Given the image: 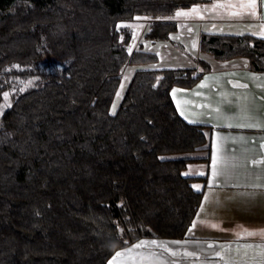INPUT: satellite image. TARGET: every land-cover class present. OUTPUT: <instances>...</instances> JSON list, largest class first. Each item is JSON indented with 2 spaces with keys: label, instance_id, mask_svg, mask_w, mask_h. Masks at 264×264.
<instances>
[{
  "label": "trees",
  "instance_id": "trees-1",
  "mask_svg": "<svg viewBox=\"0 0 264 264\" xmlns=\"http://www.w3.org/2000/svg\"><path fill=\"white\" fill-rule=\"evenodd\" d=\"M209 1L0 0V264H109L138 240L186 236L204 176L185 175L182 154L205 146L208 124L171 88L210 63L136 69L109 106L125 65L156 59L129 49L123 22L148 16L144 37L164 40L177 20L161 16ZM199 48L264 70V37L202 31Z\"/></svg>",
  "mask_w": 264,
  "mask_h": 264
},
{
  "label": "crops",
  "instance_id": "crops-1",
  "mask_svg": "<svg viewBox=\"0 0 264 264\" xmlns=\"http://www.w3.org/2000/svg\"><path fill=\"white\" fill-rule=\"evenodd\" d=\"M250 2L242 0L240 7ZM256 5L255 15L264 23V0H256ZM248 29L264 37V25ZM192 44L196 56L207 60L211 69L193 87L179 92L185 99L175 102L188 121L208 124L205 146L182 154L193 158L184 174L204 173V179L192 183L201 186L200 204L184 238L138 240L117 251L126 253L117 264H264V188L253 187L264 185V163H256L264 161V70H252L243 56L210 57L199 49L198 33ZM218 146L223 175L213 182L211 165ZM141 242L143 247H134Z\"/></svg>",
  "mask_w": 264,
  "mask_h": 264
},
{
  "label": "rangeland",
  "instance_id": "rangeland-1",
  "mask_svg": "<svg viewBox=\"0 0 264 264\" xmlns=\"http://www.w3.org/2000/svg\"><path fill=\"white\" fill-rule=\"evenodd\" d=\"M241 2L242 0H240V2L239 0H212L209 2L198 3L190 7L178 8L169 15H163L161 16L162 18L168 17L177 20V29L170 33L168 39L164 40H151L144 37L143 34L147 29L149 22L148 16L136 15L132 20L123 22L129 24L132 28L133 35L129 43V49H142L151 51L155 54L156 59L147 62L127 63L125 65L118 87L110 103L109 112L114 113L116 111L125 87L136 69L146 67L176 68L178 67L177 65L179 63L195 65L193 59L188 54H192V57L196 56L194 52V46L192 44L193 35L195 33H198V35H200L202 31L218 33H243L246 32V29L248 28H258L263 26L264 23L259 21V16L251 14L250 9H244L240 7ZM194 8L198 9V11L194 12ZM181 11L188 12L190 14L187 16H176V13ZM233 13L240 14L233 15ZM209 55L212 57L211 53ZM183 67L186 66L179 68ZM182 90L183 88L178 86H173L171 88V95L174 101H177V103L185 99L182 98L184 96H179V92ZM6 103V100L0 102V111ZM179 154L182 153H178L176 155Z\"/></svg>",
  "mask_w": 264,
  "mask_h": 264
},
{
  "label": "snow or ice",
  "instance_id": "snow-or-ice-1",
  "mask_svg": "<svg viewBox=\"0 0 264 264\" xmlns=\"http://www.w3.org/2000/svg\"><path fill=\"white\" fill-rule=\"evenodd\" d=\"M222 6V5H221ZM256 0H251L250 3L246 4V5H242V7L244 8H247V9H250L251 10V14H255V9H256ZM215 7V6H214ZM193 11H198V9H193ZM190 13L188 12H177L176 13V16H187L189 15ZM240 13H233V15H239ZM261 35L264 36V32H261ZM31 83V82H29ZM205 85H201V87H204ZM5 97H7V93L4 94ZM255 125H238V127H254ZM229 127H231V125H229ZM221 149L220 147L218 146V149H217V154L215 157L212 158V177H213V182H215L216 178L223 175V172L221 171L220 169V166L221 164L223 163V159H222V156H221ZM256 163H264V161H257ZM189 173H185V175H188ZM200 175H204V173H199ZM194 188H196L198 191L200 190L201 186L199 185H194L193 186ZM253 187H261V188H264V185H254ZM206 200H208V197H205ZM213 227H215L216 225H212ZM193 227H195V224L193 225ZM248 235H254L255 233H252V232H248L247 233ZM153 243H156V242H153ZM175 243H180L179 241L175 242ZM144 246V243L141 242L140 244H137V245H134L135 248H139V247H143ZM133 251L132 248H129L126 250L127 253H131ZM126 253L125 251H120V252H117L115 254V257L113 258V264H117V258L119 257H122L124 256ZM176 253H172V255H175Z\"/></svg>",
  "mask_w": 264,
  "mask_h": 264
}]
</instances>
